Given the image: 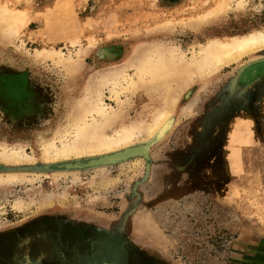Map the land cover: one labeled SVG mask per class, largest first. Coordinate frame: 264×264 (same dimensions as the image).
Masks as SVG:
<instances>
[{
	"label": "rangeland",
	"instance_id": "obj_1",
	"mask_svg": "<svg viewBox=\"0 0 264 264\" xmlns=\"http://www.w3.org/2000/svg\"><path fill=\"white\" fill-rule=\"evenodd\" d=\"M4 6L27 21L0 35V146L34 161L0 163V178L24 174L0 181V231L23 226L0 236V263L22 239L90 225L120 230L174 264H264V48L195 82L165 134L144 142L145 158L104 163L105 172L102 161L80 163L77 175L40 158L69 128L85 84L117 63L101 60V50L126 58L141 43L166 42L191 58L212 39L264 32V0H0ZM81 49L73 91L64 64L37 57L46 50L77 58ZM131 101L127 122L160 105L142 93ZM104 102L118 108L109 89ZM53 165L62 168L43 170Z\"/></svg>",
	"mask_w": 264,
	"mask_h": 264
},
{
	"label": "bare ground",
	"instance_id": "obj_2",
	"mask_svg": "<svg viewBox=\"0 0 264 264\" xmlns=\"http://www.w3.org/2000/svg\"><path fill=\"white\" fill-rule=\"evenodd\" d=\"M26 21L23 11H13L7 6L0 7V35L14 33ZM263 48L264 32H257L246 36L212 39L191 58L180 55L176 48L166 42L141 43L126 58L114 55L108 49L101 50V60L117 63L98 71L85 84L84 93L73 105L74 111H70L68 116L69 128H60L54 139L42 146L41 161L60 162L67 166L65 173L73 171V175H77L75 172L80 163L96 166L102 161V167L98 165L99 170L105 172L109 168L105 169L104 163L107 165L119 161V167L122 168L127 165L123 164L127 159L140 155L144 157L146 145L148 147L144 142L165 134L180 98L195 82L208 78L224 66L240 62L246 56H257L255 53ZM86 52L81 49L76 55L77 58H66L60 52L45 50L38 52L37 57L64 64L69 88L73 91L77 86V72L84 66ZM120 58L122 61H119ZM130 72L135 73L131 75ZM106 89L116 95L117 109L106 106ZM125 93L131 98L127 97L123 101L120 95ZM141 93L146 94L151 102H156L159 98L160 105L154 108L145 106L140 118L127 122L124 115L126 106L130 105L134 96ZM186 95L188 96L187 93ZM58 142L60 146L57 145ZM149 156L146 155V162ZM30 161L33 162L34 159L22 151L6 147L0 150V163L7 166ZM23 176L24 174L9 173L0 178V181L9 183Z\"/></svg>",
	"mask_w": 264,
	"mask_h": 264
},
{
	"label": "flooded vegetation",
	"instance_id": "obj_3",
	"mask_svg": "<svg viewBox=\"0 0 264 264\" xmlns=\"http://www.w3.org/2000/svg\"><path fill=\"white\" fill-rule=\"evenodd\" d=\"M88 227L71 233L61 226L57 232L49 230L38 239L36 236L22 239L13 247L12 259L0 264H135L132 262L136 258L142 259L140 264H174L164 255L153 257L120 230Z\"/></svg>",
	"mask_w": 264,
	"mask_h": 264
},
{
	"label": "water",
	"instance_id": "obj_4",
	"mask_svg": "<svg viewBox=\"0 0 264 264\" xmlns=\"http://www.w3.org/2000/svg\"><path fill=\"white\" fill-rule=\"evenodd\" d=\"M61 166H58V165H53V166H45V167H43V170H45V171H52L51 169H55L56 171L57 170H61ZM0 169H2L1 167H0ZM38 170H40V167L38 168ZM27 224V223H26ZM23 226H17V227H12V228H10V229H7V230H4V231H0V236L1 235H4V234H6V233H10V232H16V230L17 229H19V228H22ZM1 239V238H0ZM27 243L29 244L30 242L29 241H27ZM30 249H29V247L27 248V251H29Z\"/></svg>",
	"mask_w": 264,
	"mask_h": 264
}]
</instances>
